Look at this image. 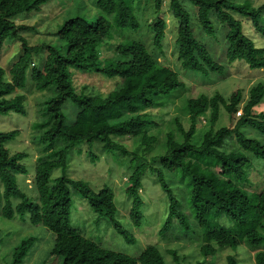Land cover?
Masks as SVG:
<instances>
[{"label":"trees","instance_id":"obj_1","mask_svg":"<svg viewBox=\"0 0 264 264\" xmlns=\"http://www.w3.org/2000/svg\"><path fill=\"white\" fill-rule=\"evenodd\" d=\"M50 1L0 0V59L12 45L19 47L7 72L0 67V118L13 117L16 121L17 116L26 117V98L18 91L28 81L45 95L37 101V119L31 124L41 153L35 160L32 179L37 202L16 183V175H26L22 165L26 154H10L5 149L20 130H0V218L12 221L27 217L31 226H41L52 234L46 261L41 264H49V257L58 264H166L155 245H147L133 257L103 248L100 240L85 237L71 225L70 193L75 192L88 204V210L97 219L103 218L126 244L135 243L133 234L118 218L113 191L105 185L93 189L66 174L69 154L75 148L92 163L99 158L92 149L99 148L102 153L116 152L118 158L128 159L129 175L123 187L130 201L131 226H142L145 199L141 189L148 175L155 178L164 197L159 237L166 240L172 234L176 239L199 241L201 261L196 264H205L227 249L235 254L250 249L254 264H264V179L260 190L246 189L253 168L264 164V142L241 132L248 127L264 135V115L253 112L264 97V83L249 89L242 114L231 128L216 129L215 125L220 108L234 118L242 102L240 90L233 92L228 101L219 94L187 99L183 109L188 128L174 118V130L161 142L150 133L156 124L146 111L167 107L185 90L178 74L159 62L166 28L164 0H153L155 17L146 25L151 34L150 48L133 37L139 36L141 28L134 7L139 0H95L92 17L90 12L86 17H68L52 31L56 38L37 39L32 45L25 36L32 28L17 25L13 19L22 13L38 12ZM187 1L196 8L197 22L207 36H216L215 24L222 27L227 64L241 61L250 69L264 71V49L254 46L234 17V13L245 16L254 31L264 37V2L254 6L250 0ZM183 2L167 0L177 21L174 48L179 66L199 75L221 74L223 65L193 35ZM116 33L121 42L112 46L115 56L102 58L101 48L110 45ZM34 57L40 65H31ZM72 71L96 74L113 81L114 87L106 95L89 92L86 87L77 90ZM203 117L207 128L198 133ZM123 138L138 140L139 148L129 152L118 142ZM149 153L151 157L146 158ZM55 170L61 174L52 179ZM168 174L182 186L169 184ZM18 242L11 249L8 264L22 263L36 246L37 238L28 235ZM168 253L177 262L175 251ZM235 254L226 257V264H241Z\"/></svg>","mask_w":264,"mask_h":264},{"label":"rangeland","instance_id":"obj_2","mask_svg":"<svg viewBox=\"0 0 264 264\" xmlns=\"http://www.w3.org/2000/svg\"><path fill=\"white\" fill-rule=\"evenodd\" d=\"M183 5L188 14L189 24L193 31V35L205 44L206 48L213 55L215 61L222 64L224 71L221 74H208L199 75V73H193L183 70L176 60L174 41L176 38L177 21L172 17L171 11L168 7L167 0L162 3L163 19L166 24L165 37L162 42L163 55L159 57V62L168 65L174 70L185 85V90L177 94L172 104L167 105L165 108H157L146 111L153 124H156L151 134H154L159 141L163 142V137L166 133L174 130V118H177L184 129L189 126L188 116L184 114V103L189 98H197L199 95H205L208 98L214 94H219L228 101L229 96L240 90L242 102L240 103L234 118L231 119L223 108L219 110V119L215 125V128L229 127L231 128L235 120L239 117L238 112L242 114V107L248 100V91L258 82L264 83V71L250 69L245 63L241 61H234L231 64H227L225 59V44H224V32L219 24H215L216 36H207L199 27L196 19V8L187 0H183ZM254 6H258L264 2V0H250ZM239 3V2H237ZM240 3H243L240 1ZM135 14L140 23L139 36L133 37L141 39L150 48L151 41L149 39L150 32L146 28L148 23H151V19L155 17L153 12V0H139L135 4ZM91 13L92 17L95 12V0H51L45 4L38 12L22 13L16 16L13 21L17 25H25L32 28L26 32L25 36L28 43L35 45L37 39L47 40L56 38V32H52L56 25L66 18L82 16L86 17L88 13ZM234 17L241 24L242 32L247 36L254 44L256 48L264 49V37L254 31L248 19L239 13H234ZM264 23V18H263ZM113 40L105 44L101 48L102 58H110L115 56L114 46L121 42L120 34H114ZM9 51L0 59V67L7 70L11 64L16 60V53L19 52L17 45H12ZM40 61L34 57L31 65H40ZM72 79L74 86L77 90L82 87H86L87 91L92 93H98L106 95L114 87V82L104 79L96 74L92 73H80L72 71ZM53 91V90H52ZM26 98L27 115L22 119L17 116V120L14 121L13 117L0 118V130L8 131L11 129L20 130L19 136L5 145V149L10 154L16 152H22L26 154V157L22 160V165L25 167L26 175H16V183L18 188L24 192L32 201L37 202V194L35 188L32 186V179L34 176L35 160L41 153H39V147L35 144L37 139L31 129V124L37 119V101L43 100V93H38L34 87L28 83L24 89L18 91ZM255 114L264 115V97L261 103L253 109ZM201 124H198L197 132H203L206 127V117L200 118ZM20 124H22L20 126ZM18 125V126H16ZM250 139H258L264 142V135L259 133L258 130L244 127L241 129ZM233 140V139H232ZM129 152L133 149L139 148L138 140H132L129 138H123L118 141ZM235 146V141H233ZM232 147V146H230ZM162 150V146L159 147ZM159 150V151H160ZM92 152L98 156L95 163L87 161L85 154L79 153V148H75L72 153L69 154L70 163L66 170V174L73 180H83L87 182L91 188L99 189L102 186H107L114 193V202L118 209V218L122 220L126 229L130 230L133 234L135 243L126 244L121 236L107 225L103 218H98L97 215L91 213L88 209V204L80 198L75 192H71L72 206L70 212V222L74 227L79 228L82 235L93 240L99 241L103 248L110 249L116 252H121L129 256H137L147 245H155L164 256L166 264H196L201 261L199 255V241L196 239L181 240L182 238H174L172 234L168 239L164 240L158 235V230L163 221L164 211L163 194L159 186L155 183L153 177L146 175L145 180L142 182L141 195L145 199L144 205V220L142 226L136 228L131 226L128 218V211L130 208V201L124 194V184L128 178L129 172L127 170L129 162L127 158L117 157L116 152H104L102 153L99 148H93ZM139 152V150L137 151ZM161 152V151H160ZM153 153V152H152ZM147 156V157H146ZM146 158L151 157V153L145 155ZM118 158V159H117ZM256 166V164H255ZM254 170L250 175V185L246 187L249 191H258L262 188V181L264 179V164H259L253 168ZM61 174L60 170L53 171L52 179L58 177ZM169 184L174 187L182 186L177 182V178L172 174L167 175ZM130 226V227H129ZM28 235L36 236V246L32 248V251L20 264H41L46 261V254L51 247L52 234L44 230L41 226H31L28 218L20 219L15 217L12 221H5L0 218V240L2 244L0 246V264L9 263V255L14 245L18 244L19 240ZM264 246V243L261 244ZM169 251H175L177 255V262L168 253ZM234 252L227 250L219 251L214 257H211L205 264H226V257L233 255ZM254 252L250 249L244 251L238 250L235 254L236 258L241 264H254L253 261ZM49 264H58V260L52 261L49 257ZM198 261V262H196Z\"/></svg>","mask_w":264,"mask_h":264},{"label":"built area","instance_id":"obj_3","mask_svg":"<svg viewBox=\"0 0 264 264\" xmlns=\"http://www.w3.org/2000/svg\"><path fill=\"white\" fill-rule=\"evenodd\" d=\"M238 115H240V112H238Z\"/></svg>","mask_w":264,"mask_h":264},{"label":"clouds","instance_id":"obj_4","mask_svg":"<svg viewBox=\"0 0 264 264\" xmlns=\"http://www.w3.org/2000/svg\"><path fill=\"white\" fill-rule=\"evenodd\" d=\"M239 116H241V113H240V115Z\"/></svg>","mask_w":264,"mask_h":264}]
</instances>
